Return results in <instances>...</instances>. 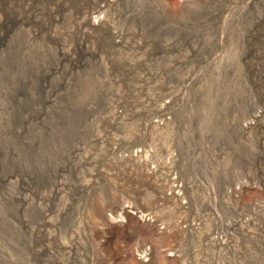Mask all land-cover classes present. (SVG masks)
<instances>
[{
	"label": "rangeland",
	"instance_id": "374dc122",
	"mask_svg": "<svg viewBox=\"0 0 264 264\" xmlns=\"http://www.w3.org/2000/svg\"><path fill=\"white\" fill-rule=\"evenodd\" d=\"M101 1L0 0V264H264V0Z\"/></svg>",
	"mask_w": 264,
	"mask_h": 264
},
{
	"label": "bare ground",
	"instance_id": "6f19581e",
	"mask_svg": "<svg viewBox=\"0 0 264 264\" xmlns=\"http://www.w3.org/2000/svg\"><path fill=\"white\" fill-rule=\"evenodd\" d=\"M104 2V0H102L101 1V3H103ZM103 6L101 5V4H98V6L96 7L97 8V11H100L101 10V8H102ZM85 20L86 21H89V18H85ZM103 21H105V13L103 12L102 13V11L101 12H98L97 13V15H95L94 16V19L90 22V23H92V28H93V30H96V25H101V24H103ZM63 56H68V51H66V50H63ZM156 124V123H155ZM247 127H251V125H252V122H247ZM156 126L158 127L159 126V123L158 124H156ZM133 155V154H132ZM139 155V154H138ZM139 157V156H138ZM138 157H135V159L136 158H138ZM134 159V158H133ZM132 159V160H133ZM138 160H140V159H138ZM137 160V161H138ZM130 161H131V159H130ZM143 161V160H142ZM134 162H135V160H134ZM137 163V162H136ZM141 163H143V162H141ZM141 163L139 164V162L137 163V164H139L140 166H143L144 167V165L142 164L141 165ZM208 163V162H207ZM209 165H210V163H209ZM202 166V165H201ZM125 167V166H124ZM147 167V166H146ZM206 168V166L205 165H203L202 167H200V168H203V169H205ZM145 168V167H144ZM143 168V169H144ZM197 169V168H196ZM202 169V170H203ZM221 168H219V169H213V167L211 168V165L210 166H207V168H206V170L205 171H203L202 172V176H203V182L206 184V187H207V189L213 194V193H215V192H217V181H218V178H220V175H221V173H220V170ZM147 172V171H146ZM220 173V174H219ZM203 197H204V194H203ZM204 199V198H203Z\"/></svg>",
	"mask_w": 264,
	"mask_h": 264
},
{
	"label": "built area",
	"instance_id": "2783aa9c",
	"mask_svg": "<svg viewBox=\"0 0 264 264\" xmlns=\"http://www.w3.org/2000/svg\"><path fill=\"white\" fill-rule=\"evenodd\" d=\"M174 185L173 188L175 190V193L180 194L181 190H182V183L178 180V178L174 177L172 179ZM215 240L217 241L218 244H225L226 243V236H223L222 234H216L215 236ZM140 259H144L145 258V252L143 251L142 253L138 254Z\"/></svg>",
	"mask_w": 264,
	"mask_h": 264
}]
</instances>
